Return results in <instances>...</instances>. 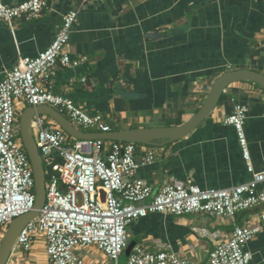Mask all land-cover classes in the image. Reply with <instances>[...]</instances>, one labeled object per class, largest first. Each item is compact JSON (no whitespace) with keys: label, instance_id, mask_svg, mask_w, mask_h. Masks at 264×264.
Segmentation results:
<instances>
[{"label":"crops","instance_id":"crops-1","mask_svg":"<svg viewBox=\"0 0 264 264\" xmlns=\"http://www.w3.org/2000/svg\"><path fill=\"white\" fill-rule=\"evenodd\" d=\"M38 18L0 22V81L20 56L36 57L53 42L70 10H79L67 50L75 66L58 64L51 82L55 94L89 114H102L111 130L180 126L205 103L224 72L251 69L264 74V0H46ZM16 5L23 0H0ZM212 113L187 136L162 145H140L136 176L157 194L171 177L203 189L229 188L250 180L235 128L226 124L237 103L249 106L245 132L254 170H264V90L255 82L230 84ZM22 103L29 106L21 99ZM67 118L65 111L61 110ZM260 188L264 190V183ZM264 204L234 219L204 213H150L128 226L136 245L165 250L207 264L216 241L205 228L227 240L235 225L259 220ZM38 245L36 252L34 243ZM47 240L13 250L8 264H50ZM81 248V247H78ZM77 248V249H78ZM76 252L86 264H110L97 246ZM250 264H264V233L247 245ZM92 253L98 255L95 256Z\"/></svg>","mask_w":264,"mask_h":264},{"label":"built area","instance_id":"built-area-1","mask_svg":"<svg viewBox=\"0 0 264 264\" xmlns=\"http://www.w3.org/2000/svg\"><path fill=\"white\" fill-rule=\"evenodd\" d=\"M46 0H23L16 5L0 2V22L13 26L16 19L40 17ZM79 10H70L55 34L52 44L36 57L20 56L16 65L3 70L0 81V229L7 227L35 205L33 166L18 133L20 114L17 100L29 106L49 105L65 111L77 127L89 132L111 131L102 114H89L51 88L58 64L79 63L67 50ZM62 113V112H61ZM249 106L237 103L225 123L238 135L247 162L250 180L229 188L203 189L191 180L171 177L157 194L136 176L142 164L154 159L152 152L136 160V144L110 139H75L48 115L37 114L32 127L47 172L46 203L39 216L27 224L18 236L16 247L32 248L36 236L47 240L50 264H86L76 252L78 247L97 246L110 260L119 259L129 245L128 226L150 213L185 215L204 213L210 217L234 219L237 213L264 204V170H254L245 135ZM264 233V210L257 223L235 225L227 240L220 234L201 229L203 236L216 241L207 264H250L253 254L247 245ZM127 264H197L165 250L151 252L135 245Z\"/></svg>","mask_w":264,"mask_h":264},{"label":"water","instance_id":"water-1","mask_svg":"<svg viewBox=\"0 0 264 264\" xmlns=\"http://www.w3.org/2000/svg\"><path fill=\"white\" fill-rule=\"evenodd\" d=\"M237 81H252L264 90V74L251 69H235L222 73L214 82L210 93L203 106L189 120L180 126H161L127 128L122 130H111L109 132H89L77 128L57 108L49 105L27 106L20 114V135L33 166L35 177L36 199L34 208L30 211L15 217L7 227L4 238L0 244V264H8L11 254L17 243L18 236L22 229L34 221L40 214V209L46 203V181L47 172L42 155L34 140L32 127L33 118L37 114L48 115L54 119L69 135L75 139H110L121 142L135 143L136 160L141 163L140 145H162L181 139L191 133L203 120H205L217 107L218 102L227 87ZM136 242L130 241L125 250L129 256Z\"/></svg>","mask_w":264,"mask_h":264},{"label":"rangeland","instance_id":"rangeland-1","mask_svg":"<svg viewBox=\"0 0 264 264\" xmlns=\"http://www.w3.org/2000/svg\"><path fill=\"white\" fill-rule=\"evenodd\" d=\"M17 107H18V113L19 114H21V112H23V110L26 108V106L23 104L22 105V103H18L17 104ZM19 128H20V123H19ZM19 134H20V131L18 132ZM8 227V226H7ZM7 227L5 226V227H2L1 229H0V244H1V242H2V240H3V238H4V235H5V232H6V230H7ZM134 240V238H133V235L132 236H130V241H133ZM129 241V242H130ZM37 244H36V242L34 243V250H33V252H36V248H37ZM77 251H80L81 253H83V254H86V253H89L90 254V251L89 252H86L84 249H82V248H78V249H76ZM93 255H95V256H97L98 257V255L97 254H95V253H92ZM91 255V254H90ZM21 262V264H26V258H24L23 260H21L20 261ZM119 262H120V264H127V262H128V256L125 254V252H124V254L120 257V259H119Z\"/></svg>","mask_w":264,"mask_h":264},{"label":"trees","instance_id":"trees-1","mask_svg":"<svg viewBox=\"0 0 264 264\" xmlns=\"http://www.w3.org/2000/svg\"><path fill=\"white\" fill-rule=\"evenodd\" d=\"M223 97H224V96L222 95V97L220 98V100H219V101H221V100L223 99Z\"/></svg>","mask_w":264,"mask_h":264}]
</instances>
